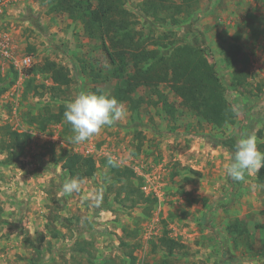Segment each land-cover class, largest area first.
<instances>
[{
	"label": "rangeland",
	"instance_id": "1",
	"mask_svg": "<svg viewBox=\"0 0 264 264\" xmlns=\"http://www.w3.org/2000/svg\"><path fill=\"white\" fill-rule=\"evenodd\" d=\"M139 2L130 0L126 7L149 48L154 47L149 36L206 47L238 108L235 123L214 126L162 83L173 115L162 103H153L156 94L140 87L132 95L139 106L122 101L125 118L85 142L69 143L74 133L66 122L39 129L32 117L45 106L58 112L82 90L114 95L119 80L100 42L85 33L81 21L50 10L48 0H9L0 10V32L8 36L14 57L30 55L31 64L0 61L2 75L17 72L14 83L8 86L11 73L0 84V138L4 125L26 133L21 148L0 153V264H130L131 251L133 264H264V227H259L264 226V186L257 171L246 173L244 181L229 178L224 165L234 149L215 141L254 133L259 149L264 143V0H196L191 15H181L178 24L147 15ZM252 17L261 29L257 38L245 26ZM239 32L242 53L228 68L222 50ZM48 58L67 66L72 77L56 94L47 74H28ZM232 69L247 70V83L233 86ZM29 78L48 88L43 94L27 91ZM63 150L92 155L99 167L83 180L81 192L70 196L61 192L69 179L61 166ZM109 155L136 172L133 184L143 198L117 194L119 184H112L102 164ZM163 237L178 241L173 255L162 245ZM79 243L89 252L74 250Z\"/></svg>",
	"mask_w": 264,
	"mask_h": 264
},
{
	"label": "trees",
	"instance_id": "2",
	"mask_svg": "<svg viewBox=\"0 0 264 264\" xmlns=\"http://www.w3.org/2000/svg\"><path fill=\"white\" fill-rule=\"evenodd\" d=\"M130 0H48L49 9L55 12H66L73 21H81L84 25L85 33L97 39L103 50L107 53L113 66V74L119 82L115 86L114 96L120 101H131L135 107L140 101L133 98V94L140 88L145 87L156 94L158 100L154 104L162 103L164 109L173 115L175 108L168 102V97L159 86L162 83L169 85L170 89L182 99L183 104L190 110L196 112L201 118L217 127L233 124L236 121L237 113L232 109L235 105L227 96L226 84L223 75L219 72L215 62L208 57L206 47L200 44L184 42L171 43L163 36H149L154 47L149 48L147 39L139 35L134 27L135 20L132 12L126 7ZM196 0H141L140 8L153 18H170L173 24H178L180 16L184 13L191 15L193 4ZM167 13L162 16L161 13ZM264 21V17L262 18ZM254 38L259 37L261 29L254 22L253 17L245 22ZM138 34V37H137ZM242 33L235 34V42L227 48H223V61L226 67L239 59L242 50L239 41ZM223 64V65H224ZM41 72L48 75L53 85L49 86L54 94L62 91L65 86L72 82L70 70L64 64L46 59L40 65L32 66L28 74ZM231 84L238 86L247 83L250 74L245 69L228 70ZM8 86L15 82L17 72L10 69L5 75L0 72V84L6 78H10ZM48 85L34 84V79L26 81V89L41 90L42 94ZM4 87L1 91L5 90ZM58 91V92H57ZM44 111L33 116L39 129L44 130L49 123L63 122L65 104L59 105V111L53 112L49 106L44 107ZM68 130L71 126L66 123ZM72 131V130H71ZM26 133L12 130L10 126L4 125L1 130L0 153L9 152L21 148L25 142ZM218 143L228 144L235 150V139L224 143V140L216 139ZM261 151H264V143L259 144ZM8 154L7 157L11 156ZM62 169L69 179L73 177L82 180L91 178L98 170L97 160L92 155H85L80 152H69L63 150L60 158ZM9 159L3 161L8 162ZM102 164L107 167L112 184H119L117 194L125 193V197L143 198L144 193L140 187L133 184V177L136 172L127 166L112 167L108 164V159H103ZM258 182L264 186V167L256 174ZM147 200V198L145 197ZM264 227V226H259ZM59 232H54L57 237ZM80 244V243H79ZM75 245L73 248L79 252H89L86 245ZM162 245L171 255L179 249L178 241L163 237ZM132 252V251H131ZM130 252L131 262L134 263V255ZM159 264H175L172 261L164 260Z\"/></svg>",
	"mask_w": 264,
	"mask_h": 264
},
{
	"label": "clouds",
	"instance_id": "3",
	"mask_svg": "<svg viewBox=\"0 0 264 264\" xmlns=\"http://www.w3.org/2000/svg\"><path fill=\"white\" fill-rule=\"evenodd\" d=\"M238 114V108L232 109ZM127 109L124 102L116 96L103 90L80 91L65 105L63 118L71 126L74 133L69 138V143H82L94 135L99 134L105 127L113 126L126 116ZM108 164L120 167L123 161L112 155L108 156ZM264 167V151L258 148L257 137L254 133L241 134L235 143L231 162L224 165L226 175L233 181H244L245 174L259 171ZM83 180L78 177L66 179L62 185L63 195L80 193ZM99 193L94 197L97 204L100 200Z\"/></svg>",
	"mask_w": 264,
	"mask_h": 264
},
{
	"label": "built area",
	"instance_id": "4",
	"mask_svg": "<svg viewBox=\"0 0 264 264\" xmlns=\"http://www.w3.org/2000/svg\"><path fill=\"white\" fill-rule=\"evenodd\" d=\"M9 0H0V10L7 4ZM12 60L16 66H28L31 64V56L26 55L22 58L14 57V50L9 38L3 32H0V61Z\"/></svg>",
	"mask_w": 264,
	"mask_h": 264
},
{
	"label": "crops",
	"instance_id": "5",
	"mask_svg": "<svg viewBox=\"0 0 264 264\" xmlns=\"http://www.w3.org/2000/svg\"><path fill=\"white\" fill-rule=\"evenodd\" d=\"M8 3V2H7Z\"/></svg>",
	"mask_w": 264,
	"mask_h": 264
}]
</instances>
